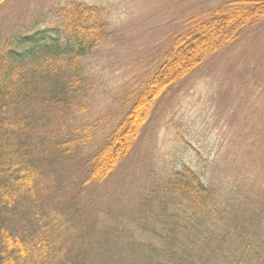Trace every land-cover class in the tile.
<instances>
[{
  "label": "trees",
  "instance_id": "obj_1",
  "mask_svg": "<svg viewBox=\"0 0 264 264\" xmlns=\"http://www.w3.org/2000/svg\"><path fill=\"white\" fill-rule=\"evenodd\" d=\"M10 1L0 0V10ZM54 18L45 34H0V264H264V142H251L257 153L243 161L231 150L226 166L213 164L208 175L173 172L148 206L165 215H147L127 237L116 230L105 251L94 235L106 227L93 220L107 213L101 188L157 108L264 23V0H233L191 18L104 125L86 121L95 87L89 60L109 37L110 18L80 2Z\"/></svg>",
  "mask_w": 264,
  "mask_h": 264
},
{
  "label": "rangeland",
  "instance_id": "obj_2",
  "mask_svg": "<svg viewBox=\"0 0 264 264\" xmlns=\"http://www.w3.org/2000/svg\"><path fill=\"white\" fill-rule=\"evenodd\" d=\"M230 1L11 0L0 10V34L12 38L50 32L54 12L68 2L105 10L110 34L89 60L95 87L86 118L104 125L118 118L126 93L156 68L191 18ZM171 95L157 108L118 174L100 190L107 213L93 220L106 227L94 235L101 251L116 230L119 235L122 229L121 236L127 237L132 229L142 230L147 215L151 221L165 215L159 206H148L173 172L190 167L208 175L213 164L226 166L231 150L243 161L251 142L258 146L264 142V23L248 30ZM250 153L254 157L257 152ZM217 172L222 177L223 171ZM78 228L73 227L76 232ZM81 233L91 236L83 229Z\"/></svg>",
  "mask_w": 264,
  "mask_h": 264
}]
</instances>
